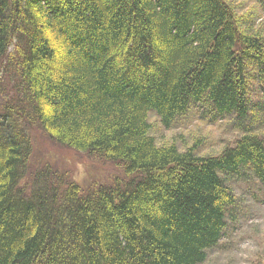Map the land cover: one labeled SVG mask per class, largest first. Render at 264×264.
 Wrapping results in <instances>:
<instances>
[{
    "label": "trees",
    "instance_id": "1",
    "mask_svg": "<svg viewBox=\"0 0 264 264\" xmlns=\"http://www.w3.org/2000/svg\"><path fill=\"white\" fill-rule=\"evenodd\" d=\"M238 1L0 0V264L207 259L244 211L229 182L264 188V0ZM202 104L233 114V144L157 143L151 112L169 128ZM35 127L122 175L33 170Z\"/></svg>",
    "mask_w": 264,
    "mask_h": 264
},
{
    "label": "rangeland",
    "instance_id": "2",
    "mask_svg": "<svg viewBox=\"0 0 264 264\" xmlns=\"http://www.w3.org/2000/svg\"><path fill=\"white\" fill-rule=\"evenodd\" d=\"M254 5L250 0H240L237 5ZM240 5V6H241ZM263 18L257 22L263 23ZM3 75L0 74V81ZM250 99L261 102L264 91L256 81H251ZM0 93V106L3 102ZM205 114V118H201ZM207 105H192L191 110L179 117L169 128L155 112L150 113L151 134L159 145L175 144L179 150L194 149L199 155H216L234 143L242 133L232 126L233 114L213 117ZM33 170L47 167L61 176L63 182L75 181L86 188L112 184L121 169L111 162L86 152L63 146L50 139L42 129L31 128ZM229 184L243 200L244 211L232 222L219 242L207 250V259L200 264H264V188L249 187L244 181Z\"/></svg>",
    "mask_w": 264,
    "mask_h": 264
}]
</instances>
